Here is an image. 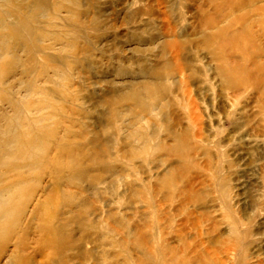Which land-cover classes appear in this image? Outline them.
<instances>
[{
  "label": "rangeland",
  "instance_id": "rangeland-1",
  "mask_svg": "<svg viewBox=\"0 0 264 264\" xmlns=\"http://www.w3.org/2000/svg\"><path fill=\"white\" fill-rule=\"evenodd\" d=\"M37 20L33 70L18 63L6 81L38 102L20 84L46 69L37 83L50 77L61 96L21 110L10 133L22 120L50 145L84 146L75 165L88 173L71 208L48 209L63 213L52 224L63 238L42 252L28 222L49 181L37 175L31 264H264V0H48ZM175 141L180 156L164 149Z\"/></svg>",
  "mask_w": 264,
  "mask_h": 264
},
{
  "label": "bare ground",
  "instance_id": "bare-ground-1",
  "mask_svg": "<svg viewBox=\"0 0 264 264\" xmlns=\"http://www.w3.org/2000/svg\"><path fill=\"white\" fill-rule=\"evenodd\" d=\"M47 1L0 0V104H6L12 112L11 115L7 114L9 111L0 114V259L9 252L4 264H31V259L27 257L28 245L24 241L30 228L27 224V226H24V221L27 218L25 211L27 205L42 184L37 175L48 176L49 181L41 187V193L38 199L35 200L36 204L33 203L35 204L34 214L32 218L28 219V222L37 218L35 227L36 233L39 235L37 250L42 252L41 248L60 244L63 235V224H61V228H53L54 226H52L53 221L57 218L56 216L63 215V213L55 214L49 212L48 209L52 206H62L64 203L67 204L68 208H71L73 197L69 190L73 186V181L88 173L85 170L86 167H83L85 154H87L84 152V146L73 143V141H63V139L54 141V144L50 145L49 141H42L43 136L38 134V129L26 128L22 120L17 125L19 131L10 133L11 123L21 110L30 112L31 108L39 111L48 108L53 109L49 95L61 96L58 90L44 85L49 82L53 83L50 77L46 79L47 81L45 80L46 82L44 81V84L37 83L40 78L48 76L45 72L46 69L37 74L32 84H20L25 91H29V95L32 97L38 95L40 98L38 102L23 101L19 89L14 91L13 83H7L6 81L8 76L15 74L18 63L27 62L20 72L21 76H27L33 70H30L32 68L30 60L33 63L34 59H31L33 56L30 57L29 49L31 48L30 42L37 41V37L33 38L31 25L38 24L40 21L37 19L45 16ZM61 7L62 3L57 4L56 11ZM16 37L19 39V47L11 43L12 38ZM32 47L36 48L38 53L49 49L48 46L47 48H39L34 44ZM15 52L22 53L25 59L18 58ZM47 58H50V56L47 55ZM47 58L44 56L43 61L48 62ZM48 69L53 71L54 75L60 72L54 67H48ZM47 115L41 116L42 120H45ZM32 119L35 123H39L41 118L32 116ZM110 131H112V128ZM65 133L67 134L68 131ZM47 136L54 137L53 134L45 132L44 137ZM180 146H182V143L175 141L165 146L164 149H166V152H172L176 156H180ZM93 147L91 148L93 150L92 156H100L101 149H98L95 144ZM158 147H156V151L161 148ZM77 159L83 162L76 166L75 160ZM64 174L68 175V180L64 185L65 189L62 188L64 182H61V177ZM32 176L35 177L34 180H31ZM19 226L20 228H18ZM15 236L17 237L15 238ZM10 245L12 246L11 250L9 249ZM195 260L197 261V259Z\"/></svg>",
  "mask_w": 264,
  "mask_h": 264
}]
</instances>
